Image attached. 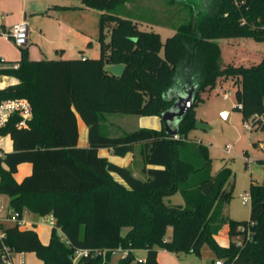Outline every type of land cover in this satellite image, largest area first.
<instances>
[{"label": "trees", "instance_id": "obj_1", "mask_svg": "<svg viewBox=\"0 0 264 264\" xmlns=\"http://www.w3.org/2000/svg\"><path fill=\"white\" fill-rule=\"evenodd\" d=\"M78 1L82 8L101 12L98 57L36 61L21 47L17 67L0 68V77L17 79L0 89V99L24 98L32 108L27 128L16 126V115L0 127V135L12 141L11 152L0 153V194L20 217L26 210L53 218L46 244L33 226L0 223V248L32 252L42 264H72L79 249L100 252L80 257L78 264H103L104 255L105 264H159L157 248L199 256L206 243L225 263L264 264V183L250 184L249 219H230L223 209L233 196V184L226 188L231 169L224 165L211 174L208 146L188 138L199 91L214 88L222 78L234 80L244 120L264 114V56L251 66L220 64L215 41H264V0H247L240 7L232 0H205L207 9L192 10V18L165 41L159 33L113 14L128 0ZM123 63L127 67L120 77L104 69ZM178 72L186 89L193 85L195 90L193 104L174 126L177 137L163 126L119 136L100 132L104 114L161 116L173 104L165 93ZM76 114L87 127L84 147L78 145ZM255 129L264 133V119ZM135 147L143 179L134 176L130 166L98 154L105 148L124 157ZM22 163L32 170L18 182L14 174ZM175 193L184 203L166 204L165 198ZM218 224L229 227L226 245L213 233ZM119 247L129 249L128 256L110 262L111 250ZM140 249L146 250L144 260H135L133 251Z\"/></svg>", "mask_w": 264, "mask_h": 264}, {"label": "rangeland", "instance_id": "obj_2", "mask_svg": "<svg viewBox=\"0 0 264 264\" xmlns=\"http://www.w3.org/2000/svg\"><path fill=\"white\" fill-rule=\"evenodd\" d=\"M204 1L128 0L118 5L113 10V14L132 19L137 24V27L142 30L159 33L161 40L165 41L166 38L171 37L175 33L178 26L187 23L192 18L191 15L194 10L207 9ZM206 2L210 3V0H206ZM106 40H108V37ZM215 41L220 49V64L230 63L251 66L258 64L264 56V41L255 38L220 37ZM10 43L13 44V41L10 40ZM15 49L18 50V47L15 46ZM89 56L97 57L98 51H90L88 56L85 55V57ZM173 81L172 86L165 93L167 98L176 97L186 90L185 79L180 72L176 74ZM218 82L212 89L205 88V90L199 91V100L193 107V114L195 120L200 121L205 128H190L188 138L197 140L203 145L208 146L212 162L211 174H215L224 165L232 171V177L227 183L226 188L229 189L231 183L233 184V196L224 206V215L235 221L248 220L250 202L246 204L242 203V196L246 192H249L251 183H264V164L258 161L259 159L264 160V143H262L264 141V133L260 129L249 131L244 128L242 112L239 111V108L237 109L238 100L235 95L236 85L234 84V80L222 78ZM223 90L226 92L230 91L228 94L229 98L225 99L222 96ZM157 118V116L148 115L137 116L127 113H108L104 114L100 121V132L105 136H119L141 127L157 130L159 128L152 127L153 123L158 120ZM227 145L229 146L228 148L226 147ZM135 148L132 155L131 170L134 176L143 179L144 176L140 172L143 164L139 148ZM106 150L105 148H100L99 156L106 157ZM130 158L131 155L129 154L124 157L115 155L109 161L121 166L125 162H128ZM7 198L6 195L0 194V200L4 208L11 210L9 206L10 200ZM165 203L168 205L183 204L184 199L182 195L175 193V195L165 198ZM27 218L39 222L34 227L35 230L39 232L41 237L46 235L48 238L51 229V226L48 224L50 220L49 216L39 217L29 215ZM123 231L125 232L126 230L123 229ZM200 251L205 254L206 252H211L212 249L208 244L204 243L200 247ZM143 253V250H134V259L138 260ZM180 257L186 260H195L196 264H204L192 254L180 253ZM120 258V253H111L109 261L116 262ZM13 259L16 263V252L13 253ZM106 261L107 259L104 255L103 264ZM26 264H41V261L30 252L27 256Z\"/></svg>", "mask_w": 264, "mask_h": 264}, {"label": "crops", "instance_id": "obj_3", "mask_svg": "<svg viewBox=\"0 0 264 264\" xmlns=\"http://www.w3.org/2000/svg\"><path fill=\"white\" fill-rule=\"evenodd\" d=\"M100 13V11L91 7L82 8L81 3L78 0H0V29L8 30L13 24L25 20L28 26V40L24 48H27L29 58L32 60L74 59L80 56H88L90 51H98L99 56L98 17ZM10 40L11 39L9 38L6 39L5 37L0 36V58L3 59V64L0 68H9L11 63H15L20 59L21 47H18V50L15 49L16 45L14 43V45L11 44ZM94 43H96V45H94ZM0 82L3 88L7 87L9 84L16 83L17 79L12 76H2L0 77ZM76 117L77 130L79 133L78 145L85 146L88 143L87 127L78 114H76ZM157 117L158 120L153 123L152 127L160 129V127L163 126V123L160 116ZM262 143H264V141ZM11 150L12 141L10 137L0 135V153L11 152ZM105 153L108 160L111 159L112 156H115L111 149H107ZM127 154L131 155V158L121 166L131 167L133 153L129 152ZM17 167L18 169L14 174V178L18 182L25 176H28L32 170L29 163H22ZM29 215L34 216L31 212L22 214L27 220L33 221L34 225L26 227H35L39 224L36 220L28 219L27 217ZM49 217L51 220L52 217ZM0 223L4 226H11L14 224V222L10 220H3ZM228 231L229 227L227 224L213 226V233L222 245L227 244L229 238ZM49 232L51 233V231ZM38 235L42 243L46 244V242H48L50 234L48 238L46 235L41 237L39 232ZM141 250L143 249H140V251ZM143 251L144 253L139 257L141 260H144L146 255V250L144 249ZM180 253L175 254L168 252L163 248H157V261L159 264L197 263L195 260L192 261V259H182ZM28 254L30 253H17L16 263L14 262L12 254L13 263L19 264L22 261L23 264H26ZM185 254L191 255L190 253ZM192 255L201 260L204 264H214V262L219 259L213 251L209 253L206 252L205 254L200 253L199 256L194 253Z\"/></svg>", "mask_w": 264, "mask_h": 264}, {"label": "built area", "instance_id": "obj_4", "mask_svg": "<svg viewBox=\"0 0 264 264\" xmlns=\"http://www.w3.org/2000/svg\"><path fill=\"white\" fill-rule=\"evenodd\" d=\"M234 5L240 7L246 3L247 0H232ZM245 22V20H242ZM28 26L27 22L21 21L18 23L13 24L8 30H1L0 29V36L5 37L6 39H11L13 43L17 47H24L28 40ZM3 64V59L0 58V66ZM9 67L16 68L17 64L11 63ZM5 88V87H3ZM0 89H2L1 82H0ZM230 91H222V96L227 99L229 98L228 94ZM264 106V103H263ZM241 108V104L238 103L237 109ZM13 115H16L19 120L16 124L19 128H27L28 122L32 119V108L30 101L24 98L15 97L10 99H0V127L5 126L11 119ZM264 119V114H255L254 116L244 120V128L253 131L255 130V126L259 120ZM174 137H177L175 135ZM229 147L228 145L226 146ZM251 194L246 192L245 195L242 196V203L246 204L250 202ZM6 210V211H5ZM23 213H28V211L24 210ZM3 220H10L15 224L25 227L29 225H34V222L31 220H27L24 216L20 217L18 212L12 210H7L4 208L1 200H0V222ZM49 224L53 225V218L49 220ZM0 236L3 237L4 233L0 231ZM1 258L0 264H14L12 260V252L7 247L3 246L0 248ZM97 251L93 252L89 249H79L77 250L72 256V264H78V260L80 257L85 255H95ZM106 251H101L102 255L105 254ZM130 250L123 249L121 247L111 250V253H120L121 257L128 256ZM19 264H23L22 261ZM214 264H234L233 262H226L222 259H218L214 262Z\"/></svg>", "mask_w": 264, "mask_h": 264}, {"label": "water", "instance_id": "obj_5", "mask_svg": "<svg viewBox=\"0 0 264 264\" xmlns=\"http://www.w3.org/2000/svg\"><path fill=\"white\" fill-rule=\"evenodd\" d=\"M81 58H86L85 56H81ZM126 65L123 64H109L105 66V70L112 73L116 77H120L123 75V72L126 69ZM194 90L195 87L192 85L188 89L184 91V93L173 97L172 106L165 110L160 116L163 128L167 131L172 137L177 135V130L175 129V125L180 121L181 117L184 115L187 109L193 104L194 101ZM195 128H205V126L200 121H195Z\"/></svg>", "mask_w": 264, "mask_h": 264}]
</instances>
